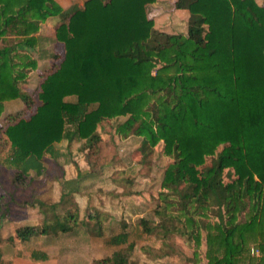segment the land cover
Instances as JSON below:
<instances>
[{"label":"trees","instance_id":"obj_1","mask_svg":"<svg viewBox=\"0 0 264 264\" xmlns=\"http://www.w3.org/2000/svg\"><path fill=\"white\" fill-rule=\"evenodd\" d=\"M154 1L87 0L62 11L53 0H0V40L17 39L0 46V114L6 101L17 99L26 111L34 106L27 118L23 109L0 123L13 181L20 185L29 173L41 175L42 157L55 162L62 140L82 141L78 151L90 150L101 121L123 118L114 133L140 139V163L159 142L172 159L152 221H138L140 235L161 244L180 235L198 248L204 232L206 264H264V6L254 0H176L173 9L188 14L180 35L152 28L144 7ZM53 17L59 19L53 34L63 55L43 75L34 104L20 84L36 68L34 34ZM82 177L58 181V202L47 207L62 213L52 216V224L20 226L14 238L74 235L77 206L65 189ZM105 218L97 210L87 214L94 221L84 225L88 234L102 238L109 232L104 245L121 247L95 264H127L139 236L127 242L128 225L122 221L111 231L102 225ZM249 244L258 256H247ZM30 259L47 256L33 252Z\"/></svg>","mask_w":264,"mask_h":264},{"label":"rangeland","instance_id":"obj_2","mask_svg":"<svg viewBox=\"0 0 264 264\" xmlns=\"http://www.w3.org/2000/svg\"><path fill=\"white\" fill-rule=\"evenodd\" d=\"M254 1L258 5L264 6V0ZM75 2L76 5L80 3L78 0H75ZM162 6L165 8L164 5ZM165 9H167V5ZM147 14L151 18H154L155 16H162L161 19L163 20V23H159V29L160 27H164L161 29L164 30L168 25L165 22V20L168 21L167 17L169 16L166 11H154L148 8ZM42 24L43 23L39 24V28ZM54 27L55 26H53V24H47L46 28L41 32L42 34L40 36L44 37L39 40L38 51L30 53V56L36 60V68L35 70L30 71L24 82L20 84V89L31 96L34 100V104L37 103L35 98L43 75L54 70L63 55L62 44L56 42L54 38ZM16 40L17 39L12 36H7L3 39V41L0 40V46L8 45ZM7 106L8 104L5 103L2 109L1 113L4 115L6 114ZM33 108L34 106L26 111L23 106L21 109H24L23 117L27 118L30 112L33 111ZM14 109L16 108H9V110ZM122 121L123 118L101 121L97 129L99 141L88 151L79 152V145L70 149L68 146L66 152L63 154V157L58 158L57 161L49 162V160L45 159V170L47 173L45 175V179H33L28 182V179L25 178L20 185H16L13 181L14 173L9 181L4 175H2L0 179L1 193H3L4 188L8 187L4 192L7 195L10 194V198L11 200L14 199L15 204L23 202V204L26 203L30 205V202H32L36 196H42V193H40L41 190H46V188L52 189L53 186L56 185L59 192V187L61 189L60 182H57L59 181L58 179L54 182L53 179L57 177L61 178V175H63V173H61L63 168L57 167V165H69L67 166V171L69 173L72 172V174H80L83 176L77 184H72L65 189L70 190V188H73L74 186H78V188L81 189L82 194L78 196L80 203L79 207H81L80 211L84 209L85 204H87L88 210H91V212L95 209H89V207L104 209L103 199L107 201V199H110L108 194L113 195L115 192L117 193L116 195H126L124 202L127 203V206L130 208L126 209V213L128 215H126L125 219L127 221L133 222L132 220H134V222L137 223L138 219L136 218L143 215L142 218H146L151 222L152 209L150 207L159 203L157 198L161 192L163 171L166 166L171 163L172 159L163 154L162 143L159 142L152 149L147 161L144 160L143 163H140V155L137 152L140 139L132 136L121 138L114 133L115 125L117 123H121ZM0 137L2 136L0 135ZM1 144L2 143H0V146ZM220 148L221 147H218L215 150L213 156L204 159L205 165H208L210 160H212V158L219 153ZM4 149L5 148L3 146L0 147V150L3 151ZM85 170L89 172L86 173ZM63 172L66 174V170H63ZM91 173H93L92 176H90ZM44 180L45 184L43 185ZM38 186L42 187L41 190ZM10 187H13L14 190H11ZM42 197L45 198L44 196ZM72 198L73 202L76 204L75 197L72 196ZM5 200H8V198L5 197L4 201ZM135 203L139 205H135ZM76 206L78 207V204H76ZM18 208L19 206L13 205L11 206V211L8 212L7 209H3V203L0 202V213L6 212L4 213L5 215L2 213L3 219L9 213L18 214ZM78 209L79 208H77V213ZM99 211L100 210H98V212ZM100 213H102V211H100ZM134 213H136L137 216ZM86 214L90 215L91 213L87 212ZM105 215L108 216L106 213ZM129 215L130 217H128ZM245 215L246 213L241 214L239 221H241L242 217H245ZM208 221L210 223L214 222L212 217H209ZM91 223H94V221L91 220ZM113 223H108L111 230H114L117 227L119 229L120 222L117 223V227H114ZM18 227L20 226H17L16 228ZM14 230L15 228L13 226L8 230L0 228V250L2 252L0 264H95L96 260L90 258L91 250H103L101 249V243L104 247L106 236L109 234L106 232L105 236L102 238L91 237L89 234H87L88 236L85 234L86 237H83L81 234L76 236L64 235L56 237L54 239V243L48 242V240H43L39 237H34L28 241L21 242L14 238ZM6 235H11V237H9L11 238L10 241L5 239ZM83 239H86V241H83ZM134 239L135 237L133 240ZM252 245L253 244L248 245L249 250L247 256L249 257L253 256L250 254V249L257 250ZM51 246L57 250L60 249L55 258L52 252L56 250H52L47 251L51 257H47L45 261H34L30 259L29 254L32 253V251H42L43 248L46 249L45 247ZM134 247L135 250L131 253H136L138 251V247H140L142 252L141 258L130 257L127 264H206V260L204 258V232H200L198 248H193L192 241L188 242L180 235H173L165 244L155 241L153 237L147 238L142 236L141 239H136ZM258 254L259 252L254 256H258Z\"/></svg>","mask_w":264,"mask_h":264},{"label":"crops","instance_id":"obj_3","mask_svg":"<svg viewBox=\"0 0 264 264\" xmlns=\"http://www.w3.org/2000/svg\"><path fill=\"white\" fill-rule=\"evenodd\" d=\"M60 8L62 11H66L67 9H69L70 7H76V8H81L84 4L85 1L87 0H78L80 3L76 5V2L75 0H53ZM176 0H155L153 3L149 4V5H146L144 7L145 9V14H146V17L148 20H150L152 22V28L154 30H157V31H162L164 33H167V34H180V35H185L186 34V22H187V18H188V14L186 11L184 10H175L173 9V3L175 2ZM76 5V6H75ZM162 5L165 6L166 8V5H167V9H165ZM151 9V10H162L163 12L166 11L169 16L167 17L168 21L165 20V22L168 24L166 26V28L164 30H161L162 28L164 27H160L159 29V26L160 24L159 23H163L161 17L162 16H158V17H154V18H151L148 16L147 14V9ZM58 17H53V18H50V19H47L46 21L43 22V24L41 25V27L38 29L37 31V34L35 33L34 36L37 37L38 41L36 43V48H35V51H38L39 49V40L42 39V37L44 36H40L42 33V31L46 28V25L49 24V25H52L53 26H56L58 24V20L57 19ZM56 19V20H54ZM56 21V23H55ZM164 22V23H165ZM55 28V27H54ZM17 101V102H15ZM7 103L8 106H7V109H6V114L4 115L3 113L0 114V123L2 122L3 120V117L6 116L7 114H12V113H15V111L17 110H21L23 108L21 102L17 99L15 100H11V101H6L3 103V107H4V104ZM10 107H14L16 109L14 110H9ZM3 109V108H2ZM14 111V112H13ZM2 136V134H1ZM2 139V138H1ZM1 143H3V140H1ZM82 142V141H80ZM80 142L78 141H75V140H71L70 142H67L65 140H62L60 141L59 143H57L55 145V149L58 151L57 153L59 154V156L56 158L55 161H57L58 158H62L63 157V154L66 152V149L68 148L69 146V149L72 148V147H77L78 145H80ZM1 147V146H0ZM4 147V146H3ZM5 149L2 151L0 150V179H1V176L4 175L5 178H7V180L9 181L11 176L13 175V173H15L16 171L14 169H11L7 166V161H6V149L7 147H4ZM77 150V149H75ZM86 150H84L83 152H85ZM49 160V162L52 160L50 158H47L46 156L42 157V163H43V168H44V171L41 175H39L38 177H35L32 173H29L27 178H33L34 180L35 179H40V178H44L45 179V175L47 174L46 173V170H45V162L46 160ZM67 166L69 165H66V166H60V165H57V167H61L63 168V170L65 171L66 170V174H64L63 170L61 173H63V175H61V178L60 177H57L55 179H53L54 182H56L58 180H64V181H71V180H75L79 174H72L69 173L67 171ZM71 167V166H70ZM86 173H88L89 171L85 170ZM93 173H91L90 176H92ZM84 175H87V174H84ZM89 176V177H90ZM58 182V181H57ZM45 184V180L43 182V185ZM77 184V183H76ZM75 185V184H73ZM9 186V185H8ZM8 188V187H7ZM7 188H4V191L7 190ZM38 188L41 190V186H38ZM11 190H14L13 187H10ZM69 190V189H68ZM3 191V193H1V188H0V202L3 203V209H7L8 212L11 211V206L13 205H17L19 206V208L17 209V211L19 212L18 214H12V213H9L8 215H6V217L3 219H0V228L1 229H11V227L13 226L14 228H16L17 226H38L40 227L42 224H45L46 222L50 221L51 224H52V216L53 215H61V210L56 209V210H51L49 207V205L51 204H56L58 202V199H59V196H60V193H61V189L59 187V192H58V189H57V186L54 185L52 189H47L46 190H41L40 193H42L41 195L44 196L45 198H43L42 196L40 197H35V199H33L32 203L30 205L28 204H23V202H21L20 204H15L14 202V199L11 200L10 198V194H6L5 192ZM44 191V192H42ZM70 191H72V196L75 197V201H76V204H78V213H77V222L76 224H71L73 229L75 230V232L73 233L74 235H71V236H76V235H79L81 234L83 237L85 236H88V229L87 227H91V225L93 223H91V221L89 222L87 219H86V216H87V212H90L93 214V212H91V210H88V207H87V204H85V207L82 211H80V208L79 207V195H81V189L78 188V186H74L73 188H70ZM117 193L114 192L113 195H109L110 196V199H107V201H105L103 199V206H104V209H98L97 207H89V209H95V210H100L102 211V213H106L108 216H106V219L102 222L103 225H105V227L107 228L108 227V230H111L110 226L108 223H113L114 224V227H117V223L118 222H122L124 221L125 224L128 225V229L124 232H127L128 233V237H127V242H130L131 240H133L134 236H139V239H141V237L143 235H140V228H139V225H138V221L139 219L142 218V216L136 218L138 219L137 220V223L134 222V220H132L133 222H129L125 219L126 215H128L126 213V209H130L128 206H127V203H125L124 199L126 197V195H116ZM7 197L8 200H5L4 201V198ZM18 200V199H17ZM37 200L38 202H41L44 204V206H38L36 203H34V201ZM135 205H139V204H136ZM147 205H150V204H147ZM153 205L152 207H150L151 209H153ZM97 210V211H98ZM99 211V212H100ZM81 212V214H80ZM136 215V213H134ZM134 216V215H133ZM137 216V215H136ZM83 217V218H82ZM130 217V215L128 216ZM49 222V223H50ZM131 223V224H130ZM88 225L87 227L84 226V225ZM110 224V225H111ZM108 225V226H107ZM118 230V227L115 228L114 230H111V231H116ZM109 233V232H107ZM65 234H61V233H58V232H51V233H47V234H44V235H37L35 237H39V238H42L43 240H48V242H53L54 243V239L58 236H64ZM85 236V237H86ZM9 237H11V235H6L5 236V239H8ZM90 237V236H89ZM34 237H31L30 239H33ZM137 239V240H139ZM29 240V239H28ZM107 240V237L105 239V241ZM8 241V240H7ZM83 241H86V239H83ZM135 241V240H134ZM102 245V248L103 250H94L92 249L91 250V254H90V258L94 259V260H98V259H101V258H104V257H109L113 252L114 250L120 248L121 246L119 247H112V246H104L103 247V244L101 243ZM141 247V246H140ZM140 247H138V251L134 254L131 253V256L130 257H137V258H141V255H142V252L140 250ZM46 249L43 248V252L42 251H32L33 252H42L44 253L47 257H51L50 254H48L47 251H52V250H56L54 252H52V254H54V258L56 257V255L58 254V251L60 250H57L55 249L53 246L51 247H45ZM133 250H135V247H133ZM132 250V251H133ZM140 250V251H139ZM31 254V253H30ZM29 254V255H30ZM30 257V256H29ZM129 257V258H130ZM45 261V260H44ZM140 262V261H139Z\"/></svg>","mask_w":264,"mask_h":264},{"label":"built area","instance_id":"obj_4","mask_svg":"<svg viewBox=\"0 0 264 264\" xmlns=\"http://www.w3.org/2000/svg\"><path fill=\"white\" fill-rule=\"evenodd\" d=\"M258 251L254 249H250V254L251 255H257Z\"/></svg>","mask_w":264,"mask_h":264}]
</instances>
